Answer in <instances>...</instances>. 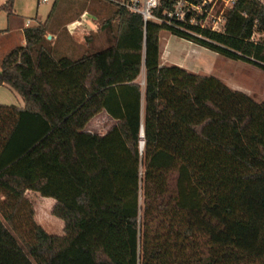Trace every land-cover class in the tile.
Listing matches in <instances>:
<instances>
[{"label": "trees", "instance_id": "obj_1", "mask_svg": "<svg viewBox=\"0 0 264 264\" xmlns=\"http://www.w3.org/2000/svg\"><path fill=\"white\" fill-rule=\"evenodd\" d=\"M58 1L1 64L25 108L0 106V264H264V102L160 52L168 31L264 71V4L239 0L225 33L191 28L202 38L119 8L113 43L71 59L47 39ZM104 111L117 125L85 131ZM27 191L56 200L63 236Z\"/></svg>", "mask_w": 264, "mask_h": 264}, {"label": "rangeland", "instance_id": "obj_2", "mask_svg": "<svg viewBox=\"0 0 264 264\" xmlns=\"http://www.w3.org/2000/svg\"><path fill=\"white\" fill-rule=\"evenodd\" d=\"M260 1L264 4V0ZM7 2L8 0H0V56L23 44L18 28L26 26L28 21L31 22L29 24L31 27L45 23L56 0H49L47 3H43V0H13L12 13L17 15L15 21L11 20V12L2 9ZM119 8L116 3L106 0H59L49 22L47 33L48 41L53 43L55 56L79 59L87 53L108 48L120 30ZM12 29L14 31H10ZM7 32L9 35L6 34ZM168 35L167 31L161 33L162 47L165 46ZM175 39L171 44L173 53H171L170 61H167L168 66H180L201 76H213L229 88L249 95L256 102H264L263 70L248 63L227 59L181 39ZM254 40L264 41V37L257 33ZM161 54L163 56V53ZM145 74L146 70L143 67L140 78L137 80L143 90L146 82ZM4 93L7 92L4 91ZM28 198L35 210V221L38 225L45 223L47 229H51L50 234H61V227L57 224L60 223L59 219L51 214H43L42 200L33 195H28ZM141 203L143 204V199ZM28 213L27 209L22 215ZM0 217L3 219L1 214ZM23 227H20V230L24 231Z\"/></svg>", "mask_w": 264, "mask_h": 264}, {"label": "built area", "instance_id": "obj_3", "mask_svg": "<svg viewBox=\"0 0 264 264\" xmlns=\"http://www.w3.org/2000/svg\"><path fill=\"white\" fill-rule=\"evenodd\" d=\"M49 0H43L47 3ZM142 18L144 25L154 22L202 38L191 28L215 33L226 32V13L239 0H106ZM30 21L27 22V25Z\"/></svg>", "mask_w": 264, "mask_h": 264}, {"label": "crops", "instance_id": "obj_4", "mask_svg": "<svg viewBox=\"0 0 264 264\" xmlns=\"http://www.w3.org/2000/svg\"><path fill=\"white\" fill-rule=\"evenodd\" d=\"M11 14H12V17H11V20L12 21H15L16 20V14L12 11H11ZM31 23V22H30ZM27 28H32L31 26L29 25H26V26H21L20 28H18L17 30H19L21 32V39L23 40V44H21V46H17V47H23V46H26V39H25V36H24V30L27 29ZM10 31H14L13 29L10 30ZM168 32V31H167ZM1 33V32H0ZM9 32H7L6 34H8ZM162 33V32H161ZM160 33V35H161ZM169 35L168 37H166V40H165V46L162 47L161 46V41H160V52L163 53V56L161 54V65L162 66H168L169 63L167 61H170L171 59V53H173V48H172V43H173V40L174 38L176 39H181L177 36H174L173 34H171L170 32H168ZM161 38V37H160ZM175 39V40H176ZM182 41H185V42H188L189 44H193L192 42H189L187 40H184V39H181ZM178 42V41H176ZM196 45V44H194ZM198 46V45H197ZM15 47V48H17ZM200 47V46H199ZM13 48V49H15ZM12 49V50H13ZM11 50V51H12ZM9 51V52H11ZM8 53H3L1 56H0V72H1V64H2V61H3V58L7 55ZM164 58V59H163ZM180 67V66H179ZM186 69L187 71L189 72H192L190 69L188 68H184ZM193 73V72H192ZM141 75V74H140ZM140 78V76H139ZM145 81H146V74H145ZM7 92V93H4ZM9 94V95H8ZM13 99H11V97ZM0 106H16L20 109H23L25 108V103L23 101V99L20 97L19 94H17L14 90H12L10 87H7V86H0ZM144 114H145V102L143 101V104H142V116L144 118ZM118 121L113 119L107 112H102L100 113L99 115H97L95 118H93L86 126L85 128V131L87 132H91V133H94V134H98V135H101V136H104L106 135L115 125H117ZM28 195H33L34 197L42 200L41 203L43 204V208L42 209V212L44 215H49L51 214L52 215V212H53V209L56 205V200L52 199V198H44L42 197L39 193L37 192H32V191H27L26 192V198L28 200H30L28 198ZM44 198V199H42ZM2 200H4V197H1ZM39 200V201H40ZM58 219V218H57ZM59 222L60 223H57L59 224V226L61 227V234H57L56 236H63L64 235V228H65V223L60 219H59ZM45 230H47V232L50 234V231L51 229H47V227L45 226V223H40ZM50 235H54V234H50Z\"/></svg>", "mask_w": 264, "mask_h": 264}, {"label": "water", "instance_id": "obj_5", "mask_svg": "<svg viewBox=\"0 0 264 264\" xmlns=\"http://www.w3.org/2000/svg\"><path fill=\"white\" fill-rule=\"evenodd\" d=\"M144 136H145L144 127H142V137ZM143 148H144V142L142 143L141 150H143Z\"/></svg>", "mask_w": 264, "mask_h": 264}]
</instances>
